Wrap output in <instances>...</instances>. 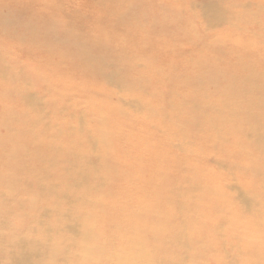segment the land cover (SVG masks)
Instances as JSON below:
<instances>
[{"label": "bare ground", "instance_id": "bare-ground-1", "mask_svg": "<svg viewBox=\"0 0 264 264\" xmlns=\"http://www.w3.org/2000/svg\"><path fill=\"white\" fill-rule=\"evenodd\" d=\"M92 1L106 9V21L112 17L130 28L150 27L148 34L160 29L164 37L170 36V28L183 31L191 40L181 54L203 49L208 54L190 65L184 61L187 66L176 72L174 64L167 68L154 62L152 48L147 54L133 47L128 52L126 43L118 46L116 38L83 44L89 30L77 24L94 15L87 0H55L51 5L65 12L56 20L17 9L23 3L18 0H0L1 34L16 35L19 44L48 46L46 50L63 47V57L81 59L86 66L82 72L100 80L98 86H84L68 76L39 84L35 71L51 67L20 60L11 47L1 46L0 77L5 81L0 90V264H145L146 259L148 264H250L247 245H241L238 234L244 231V209L252 208L259 194L244 183L249 174L264 181V54L243 41L264 38V5L258 6L262 0L167 1L186 5L184 17L198 21L199 31L180 17L163 14L166 6L153 1ZM108 2L118 3L122 12ZM244 23L253 26H244L241 35ZM223 25L224 31L219 29ZM138 36L149 38L132 39ZM215 38L220 41L212 42ZM261 43L264 46V40ZM229 44L232 59L225 57ZM254 49L260 54L256 63L239 55ZM112 53L117 57L109 61ZM133 55L143 58L135 65ZM231 87L232 96L226 91ZM198 88L204 89L202 95L190 93ZM214 93L227 100L238 98L235 117L240 121L228 125L229 134L239 145L251 139L233 154L226 147L214 154L230 136L220 134L225 117L211 112L214 100L208 96ZM58 96L68 98L70 105L53 106ZM209 112L214 116L208 118ZM61 115L62 124L55 119ZM203 124L209 135L197 136ZM134 159L139 163L129 168ZM196 159L198 163H191ZM179 164L186 165L185 170L188 165L198 167L193 174L186 171L183 180L157 184V179L184 172ZM123 169L126 173L116 178ZM105 180L112 185L99 187ZM216 180L218 186L205 192ZM120 187L127 193L103 205L102 197ZM134 188L139 192L130 193ZM131 198L135 202L125 206ZM93 216L95 230L88 233ZM206 217L208 222L200 224ZM104 223L108 226L99 230ZM97 234L100 239L92 242ZM139 244L145 247L133 253L135 259L113 262ZM113 254L117 258H110Z\"/></svg>", "mask_w": 264, "mask_h": 264}, {"label": "rangeland", "instance_id": "rangeland-1", "mask_svg": "<svg viewBox=\"0 0 264 264\" xmlns=\"http://www.w3.org/2000/svg\"><path fill=\"white\" fill-rule=\"evenodd\" d=\"M18 1L23 2V3L20 4V6L16 7L17 9L23 10V11L28 12V13L43 14L44 15L43 18H48V17L54 18L55 17L54 19L56 20V19L63 18L65 15V12L57 11L55 9V7L51 5V3L55 2V0H18ZM149 1L156 2L160 5H165L166 8H165V10H163V14H168V15L180 17L183 22H185L187 24H191L193 30L199 31L200 24L198 21L193 22V21H190L184 17V15L186 17H188L186 5H183L181 7L173 6L169 3H167L168 0H149ZM29 2H31L32 4H27ZM87 2H88V10L93 12L94 15L92 17L88 18L86 21L83 20L77 24L78 28H85V29L89 30L88 36L85 35L84 39H82L83 44L91 45V44H93V42L96 39H100V38L105 39V40H109L111 38L112 39L116 38V42H117L118 46L126 43L127 48H125V50L128 52H131V49L133 47V48L137 49V51H140V52H143L145 50L144 52H145V54H147V52H150V50L152 48V54H154L157 57V59L154 58V60H155L154 62H156L157 60L161 61L162 65L167 67V68L170 66V64H174V70L176 72L180 71V69L184 68V66L193 64L195 61L202 59L204 57V55L208 54V51H206L205 49H203L200 52H196V53L181 54L179 51L182 52L183 48H185L187 45H190L189 42L191 40V39L187 40L185 38L183 31L178 32V31H176L174 29L172 30L170 28L167 31L168 34L170 35L169 37H164L163 35L165 32H163V31L161 32L160 29L159 30H153V31H151V34H148V31H149L148 29H150V27L145 26V27L130 28V27L124 25L120 21L116 22L114 19H112V17L109 18V20H112V21H106L105 17H110V15L107 14L106 9L104 11L101 7L96 6L94 1H92V0H87ZM109 4H110V2L107 3V5H109ZM261 4L264 5V0L260 1L258 6L260 7ZM109 7L120 12V9L118 7V3H112L109 5ZM70 12H71V10H69V13ZM43 18H41V19H43ZM73 26L75 27V24ZM244 26L251 27L253 25L248 24V23H244L243 25H241L239 30H238L241 35H244V33L246 32V29ZM219 29L224 31L227 29V26L226 25L220 26ZM234 30L237 31V28H234ZM242 32H244V33L242 34ZM193 34H194V32H193ZM246 34H250V32H247ZM134 35H143V36H148L149 38L148 39H145V38L140 39L141 36H138L136 39H132V37ZM126 40H128V41L126 42ZM140 40H143V41H140ZM263 40H264V38L262 36H260L259 39L254 38V37H249V38L245 39L243 41V43H248L252 47H260V49H263V50H260V53L264 54V46L261 43V41H263ZM219 41H220V39L215 38V39H213L212 42H219ZM233 41L237 44L242 43L241 41H238V40H233ZM151 44H152V46H151ZM1 46L11 47L10 51L15 53L17 55L18 59H20V60H25L26 62L28 60H32L35 63H42V64H39L41 67L47 68L45 65H47L48 67H51V69H48L45 72L35 71L36 75L40 77L38 80L39 84L44 83V82L49 81V80H56V79H57V81H64L68 76L73 77L72 79H74V77H76L77 81L75 80L73 82L78 83V81H80V82H82V84H84V86H85V84H88L89 86L90 85L94 86V85H97L100 83L99 79L89 78L90 76L88 77L87 75H85V73L82 72L85 69L84 67H86V66L83 65V61L81 59L71 58V57L70 58L69 57H63L62 53L60 52V50H62L63 47L59 48V50H57V49L56 50L55 49L46 50L48 46H44V45H40V44L37 45V44L29 43V42H25V44L20 42V44H19L17 42L16 35L4 34V33L1 34V32H0V48H1ZM153 46L157 50H155L153 48ZM226 47H227V51H228L229 56H225V57H230V59H232L233 55L229 49V47H232V45L229 44V45H226ZM12 48H14V49H12ZM115 54L116 53H112V56L109 57L108 60L109 61L114 60V58L117 57V56H115ZM178 54H180V55H178ZM236 54L238 55V52ZM240 54H242L243 58L248 60V63H256V60L260 56V54L258 55L257 49L252 50V52H250V51H247L244 53L239 52V55ZM0 56H1V54H0ZM142 58H143L142 56L133 55V59L131 61L133 64L136 65V62H140V59H142ZM184 61L187 62V65L182 64ZM123 68H125V66L122 67V71L124 72L125 70ZM148 71L149 70H147L145 73H147ZM61 75H65V76H61ZM85 76H87V77H85ZM67 80H68V78H67ZM4 81L5 80L0 77V90H1V82H4ZM185 85H187L186 89L190 86L187 79H185V81H183V86H185ZM233 88L231 87L229 90H226L229 94H231V96L233 93V92H231V90H233ZM203 92H204V89H202V88L201 89H199V88L198 89H190V93L195 94L196 96L202 95ZM207 93H208V95H210V93H212L211 88H209L208 86H207ZM225 94H227V93L225 92ZM235 96L237 97V94H235ZM208 97H213L212 99L214 100V102L210 104V106H211L210 108L212 109L211 112H213L215 114V116H221V115L216 114V113H219L225 117V119L221 123L222 130H220V134L226 133V135H228L229 131H230L229 130L230 127L232 125L238 124L239 119L237 120V118L235 117V113L237 112V109H238V107H237L238 103H236V100H238V98H234V99L232 98L231 100H227L226 96H220V93H214L212 96H208ZM221 98L224 99V101L222 100L223 102H219V100ZM55 101L56 102H54L55 104L53 103V106H55L56 108L67 107L71 103V101L68 100V98L61 97V96L55 97ZM0 102H1V99H0ZM181 110L184 111L183 108ZM211 112L207 113V115H209L208 118H210L211 116H214V114L212 115ZM182 117H183V115L181 114L180 118H182ZM55 119L57 122H61V124L64 122V117L62 115L60 117L56 116ZM53 120L54 119L51 116H50V118H48L49 122H51ZM69 122H70V124H73V118L72 117L69 119ZM213 122H216V121L213 120ZM213 122H212V120H210L208 123H213ZM228 125H230V127H228ZM254 125H252V123H251L249 125V128L252 129V127H254ZM200 127H203V131L200 134H198L197 136L209 135V131L207 130L206 125L203 124ZM86 128L90 129V126L87 125ZM98 128H99V126L95 129L97 131H100ZM100 128L107 129V127L105 125H102ZM239 132H240V129L236 128L235 133L237 136H238ZM80 140L84 141L82 138ZM248 141H251L250 137L248 140H246L245 143L242 142L243 144L239 145L240 142L238 143L237 140L235 141V139H232V136L230 135L229 137H227V139L224 142L220 143L214 149V154H217L219 152V150H221L224 147H226V149H229L230 152H232V154H233L236 151L240 150L242 147H244L248 143ZM86 144H88V142H86ZM208 148H209V146L206 147V149L203 152L208 150ZM121 151H122L121 148H119V150L117 152L119 154L120 153L122 154L123 151L122 152ZM126 158L130 159V157H128V156ZM258 158H260V157H258ZM198 160L199 159L193 160L191 163H194V162L198 163L199 162ZM131 161H132V164L128 166L129 168L131 166L135 167L136 164L139 163L138 159H134ZM197 167L198 166L188 165V167H187L188 170H185L186 165L179 164V168L181 169V171H184V172H182V173H180V174H178L175 177L170 178V179L169 178L157 179V184L166 185V184L171 183L175 179L183 180L186 178L185 177L186 171H189L191 174H193L196 172ZM209 168L212 170H215V168L213 166H210ZM125 169H123V171L118 170L115 173V177L119 178L122 174H125L126 173ZM199 177L201 179H203L205 177V172L201 173V176H199ZM246 180L247 181L244 184H247L246 186L256 188L257 192L259 194L257 195L256 199L253 200V203H255L254 206L252 208H250L249 210L244 209V216L242 218L241 225L243 226L244 231H245V227L247 228L248 233L245 234L243 231L242 234L239 233L238 235H241L240 236L241 245H243V247H245L247 245V248H245V250L247 251V255L249 256V258L251 259L250 264H256V262H259V261H262L264 264V181H257V179L253 178V176L251 174L248 175ZM112 182L113 181H106L105 180L104 182L99 183V187H101V188L106 187V186L109 187L112 185ZM113 184H115V183H113ZM117 184H118V182H117ZM217 186H218V181L217 180L213 181L205 189V192L211 190L212 188H216ZM129 190H130L129 192L133 193V194H136L139 192V188H134V189H129ZM125 193H127V189H124L123 187H120L119 189H114L113 191L111 190V192L106 195V198L104 196L102 197L101 200L103 202V205L107 206L106 203L111 205V204L118 202L119 197L121 195H124ZM196 193H198V192H196ZM134 202H135V200L131 198L130 200L128 199L124 205L128 206V205L133 204ZM96 220L97 219L95 216H93L91 218V222H90V224L86 230L88 233H91L95 230L94 223L96 222ZM208 220H209V218L206 217L200 224L204 225L208 222ZM107 226H108V223H104L98 229L102 230V229L106 228ZM223 228H226V225H223ZM135 233L137 235H140V232L138 230L135 231ZM216 238H220V237L217 236ZM99 239H100V235L97 234L94 237L92 242L98 241ZM165 246H167V245H165ZM143 247H145V246H141L139 244V245H137V247H135L131 250H125V251H127L126 254H124L118 258L115 257V255H117V254H113L110 258H117L113 262H117L118 260L126 261V260H130V259H135L133 253H135V251L138 248H143ZM243 252H244V250H243ZM150 262H151L150 259H146L144 261L145 264H148ZM243 263L246 264L245 261H243Z\"/></svg>", "mask_w": 264, "mask_h": 264}]
</instances>
